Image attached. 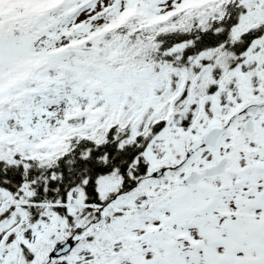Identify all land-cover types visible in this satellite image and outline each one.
Wrapping results in <instances>:
<instances>
[{
  "label": "snow or ice",
  "instance_id": "6c2138e0",
  "mask_svg": "<svg viewBox=\"0 0 264 264\" xmlns=\"http://www.w3.org/2000/svg\"><path fill=\"white\" fill-rule=\"evenodd\" d=\"M0 264H264V0H0Z\"/></svg>",
  "mask_w": 264,
  "mask_h": 264
}]
</instances>
